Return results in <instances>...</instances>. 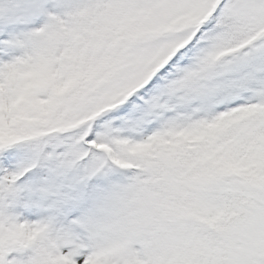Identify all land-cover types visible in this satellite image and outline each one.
<instances>
[{
	"label": "snow or ice",
	"instance_id": "6c2138e0",
	"mask_svg": "<svg viewBox=\"0 0 264 264\" xmlns=\"http://www.w3.org/2000/svg\"><path fill=\"white\" fill-rule=\"evenodd\" d=\"M0 264H264V0H0Z\"/></svg>",
	"mask_w": 264,
	"mask_h": 264
}]
</instances>
